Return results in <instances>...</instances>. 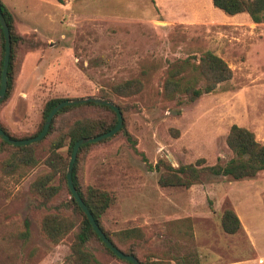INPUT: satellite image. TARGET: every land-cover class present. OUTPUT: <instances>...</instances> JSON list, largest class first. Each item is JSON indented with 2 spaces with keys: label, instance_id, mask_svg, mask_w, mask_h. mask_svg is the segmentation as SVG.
Segmentation results:
<instances>
[{
  "label": "rangeland",
  "instance_id": "1",
  "mask_svg": "<svg viewBox=\"0 0 264 264\" xmlns=\"http://www.w3.org/2000/svg\"><path fill=\"white\" fill-rule=\"evenodd\" d=\"M0 1L22 37L13 88L0 105V124L11 136L33 135L50 99L99 98L104 92L123 111L136 153L115 136L89 147L78 169L82 186L109 194L100 220L119 248L143 262L185 257L199 264H257L264 258V222L248 223L242 214H264V171L239 181L201 174L186 189L159 187V172L148 167L158 160L173 168L197 160L224 164L232 157L225 145L231 125L264 145V22L254 24L246 14L226 16L210 0ZM206 52L228 66L231 78L188 102L183 90L203 86L196 68ZM170 77L179 86L169 96L164 84ZM129 79L140 82L137 94L111 93L113 85ZM101 114L107 112L76 107L54 117V131L31 144L35 165L10 175L3 172L10 154L0 150V264H71L69 245L77 227L58 244L40 230L45 214L79 221L62 178L54 177L58 192L43 206L29 186L49 172L44 160L52 141L74 121ZM57 152L68 163V139ZM224 209L240 216L254 251L242 229L234 235L221 231ZM129 228L140 229L142 237L123 239L119 233ZM88 249L98 264H125L95 239Z\"/></svg>",
  "mask_w": 264,
  "mask_h": 264
},
{
  "label": "trees",
  "instance_id": "2",
  "mask_svg": "<svg viewBox=\"0 0 264 264\" xmlns=\"http://www.w3.org/2000/svg\"><path fill=\"white\" fill-rule=\"evenodd\" d=\"M57 3H61L62 0H55ZM213 8L219 10L226 16H234L237 14H246L249 20L254 24L264 22V0H210ZM1 14L8 27L9 39H10V51L8 58V65L6 71V91L5 95L0 102L3 104L11 94L14 79L19 66V46L22 44V37L16 32L13 17L0 1ZM3 58V34L0 29V71ZM203 80V86L201 88H195L187 86L183 92L186 95V101L192 102L202 94H208L212 92L219 84L227 82L231 78V70L228 66L217 56L206 52L204 53L197 64L196 68ZM178 82L171 77L168 78L164 84V93L171 95V92H175L178 89ZM141 89V84L137 79H129L119 82L113 85L110 89L111 93L118 97H128L137 94ZM99 98L107 99L108 96L104 92H100ZM65 99H50L48 100L42 110V121L39 124L36 132L30 137L16 138L11 136L7 130L0 124V130H2L9 138L14 140H22L35 137L39 134L44 119L49 111L60 101ZM109 100V99H108ZM110 101V100H109ZM179 104L181 102H178ZM122 116L121 128L110 138L104 139L95 144L81 145L76 153V157L71 169V183L78 194L80 200L91 214L94 222L108 239V241L116 247L120 252L124 254L137 257L131 252V250L123 251L112 240L111 234H109L101 225L100 217L106 211L111 203L109 194L103 190L95 189L90 186H82L78 177V169L85 156V151L96 144H103L111 140L115 136H122L132 149L134 153L135 143L131 136L125 130V123L123 118L122 109L116 105ZM76 107H91L103 110L107 114H101L95 117L82 118L74 121L64 132L52 141L48 155L44 160V165L48 168L49 172L37 177L29 186V192L36 198L38 203L43 206L58 192V186L51 184L54 177H61L63 185L69 195V202L72 205V209L79 216V221L75 225L71 217H65L59 214H45L40 221V230L45 239L53 244L60 243L63 238L72 231L76 226L77 231L73 235V241L69 245V259L71 264H98L94 258L92 252L88 249V244L91 239H95L102 248L109 253L111 257H114L111 252L101 243L95 233L92 231L85 216L81 213L75 202L73 201L65 182V172L67 167V160L63 158L57 150L63 146V140L68 139V154L71 152V148L75 141L81 138H90L98 136L112 129L116 123L115 114L112 110L106 106H100L94 103L76 104L68 107H63L57 111L54 117L59 116L65 111ZM52 118L48 131L45 137L49 136L54 131V123ZM41 139L40 141H42ZM225 145L231 152L232 157L224 164H215L212 166H204L202 160H197L194 164L181 165L176 168L171 167L168 163L158 160L154 165H148L149 169L159 172L157 178V184L159 187H181L189 188L199 181L201 174H209L212 176L229 177L234 181L251 179L256 176L257 173L264 171V145L258 143L254 135L245 128L231 125L226 137ZM0 150L8 152L9 158L3 163V172L6 175H10L13 172L21 169L25 166H34L36 163L33 157V145L26 146H12L0 139ZM144 161V158H142ZM189 219L186 218V221ZM182 220H178L177 223H182ZM219 226L221 231L226 235H234L240 229L241 225L230 209H224L219 217ZM189 229V227H188ZM24 234L27 235V229ZM125 240L140 239L142 237L141 231L138 228H129L119 233ZM188 236L191 234L187 233ZM139 264H170L169 261H174V264H199L196 259H193V263L189 258L179 257L170 258L169 261L156 259L153 262L140 261ZM130 264L129 262H124Z\"/></svg>",
  "mask_w": 264,
  "mask_h": 264
},
{
  "label": "water",
  "instance_id": "3",
  "mask_svg": "<svg viewBox=\"0 0 264 264\" xmlns=\"http://www.w3.org/2000/svg\"><path fill=\"white\" fill-rule=\"evenodd\" d=\"M0 29L3 34V58H2V66H1V71H0V102H1L5 95V91H6V71H7L9 51H10L9 31L4 21V18L1 14V9H0ZM88 102L110 108L112 112L115 114L116 123L112 129H110L109 131L105 133H102L95 137L81 138L74 142L71 148V152H70V156H69V160H68L66 172H65L66 186H67V189L73 201L75 202V204L77 205L81 213L85 216L86 220L88 221L92 231L101 241V243L111 252V254L120 261L129 262L130 264H139L138 260L135 257H133L132 255L124 254L120 252L116 247H114L108 241V239L105 237V235L102 233V231L99 229V227L94 222L91 214L89 213L88 209L85 207L83 202L80 200L78 194L76 193L71 183V169H72V166H73V163L76 157V153L79 147L84 144H95L104 139L110 138L111 136L115 135V133L121 128L122 116H121V113L118 107L113 102L106 100V99L92 97V96L83 97V98H75L71 100L65 99V100L58 102L49 111V113L44 119V122H43V125H42V128L39 134L36 135L35 137L22 139V140H14V139L9 138L2 130H0V139L12 146H26V145L35 144L45 137L48 131L50 122L57 111H59L63 107H68V106L76 105V104H84Z\"/></svg>",
  "mask_w": 264,
  "mask_h": 264
},
{
  "label": "crops",
  "instance_id": "4",
  "mask_svg": "<svg viewBox=\"0 0 264 264\" xmlns=\"http://www.w3.org/2000/svg\"><path fill=\"white\" fill-rule=\"evenodd\" d=\"M237 214V213H236ZM244 215V219L246 222L248 223H253V221H259V222H264V214L263 213H259L258 215L254 216V217H248V212L245 211L242 213ZM262 214V215H261ZM238 215V214H237ZM239 222H240V225H241V229L244 231V235H245V238H246V243L248 244V246L250 247V249L252 251H254V243H253V240L251 238V234L249 231H247V229L245 228V226L243 225V222L240 218V216L238 215L237 216ZM263 261H264V258H258L257 260V264H263ZM243 263H247V261H239V262H228V263H224V262H213L211 264H243Z\"/></svg>",
  "mask_w": 264,
  "mask_h": 264
}]
</instances>
